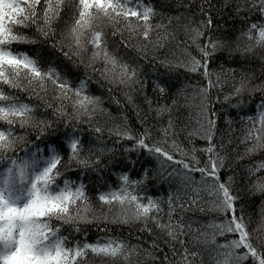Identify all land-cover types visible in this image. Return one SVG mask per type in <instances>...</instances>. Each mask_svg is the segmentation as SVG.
<instances>
[{
  "label": "snow or ice",
  "instance_id": "snow-or-ice-1",
  "mask_svg": "<svg viewBox=\"0 0 264 264\" xmlns=\"http://www.w3.org/2000/svg\"><path fill=\"white\" fill-rule=\"evenodd\" d=\"M261 76L264 0H0V264H264V159L240 163L264 156ZM88 182L137 243L88 239Z\"/></svg>",
  "mask_w": 264,
  "mask_h": 264
},
{
  "label": "trees",
  "instance_id": "trees-1",
  "mask_svg": "<svg viewBox=\"0 0 264 264\" xmlns=\"http://www.w3.org/2000/svg\"><path fill=\"white\" fill-rule=\"evenodd\" d=\"M162 2H164V0H162ZM17 47L19 50H26V49L30 48L31 46L21 44V45H18ZM233 66L234 65H228V67H233ZM235 67H238V66H235ZM245 68H246V70H249V71L254 69L255 74L257 76H260L261 68H260L259 62L253 63L252 65H245ZM144 70H145V72H148V73H152L154 71V69L151 66H146ZM80 72L81 73L83 72V68L80 69ZM88 76L90 77V79L92 81V84H91L92 93L96 94V95H100L101 93H103L104 94L103 98L105 99L104 106L106 108H110V111L112 112V114L116 115L117 109L119 108V106L115 103H112L111 101H108V99H107V97L109 95V93L107 92V89L109 87L108 83L103 80V77L100 76L99 72L93 73L91 69H88ZM260 78L264 79V76H261ZM145 79L147 81L145 91L147 92L148 95L151 96V95H153L151 76L145 77ZM97 81H100V83H97ZM101 83L104 85L103 88L100 87ZM112 88H113V91L110 95L115 96L117 99H119L121 102V105L124 106L123 109H121V110H123L125 112V114L131 120H135V114L132 111V106L130 104H128V102L124 96L125 90L117 88L115 85H113ZM225 90H227V87ZM133 95L136 97V102L140 103L142 98L139 96V94L133 93ZM19 96H20V99L25 101V102H27L29 100L28 93H20ZM30 99H31L32 104H35V105L41 104V101L36 96H32ZM244 99L248 100L247 94H245ZM258 99H259V97L254 95L251 104L246 105L247 111L244 113V115H252V116L256 115V101ZM142 107H143V105H142ZM47 112L50 115L51 110L48 109ZM104 119L107 120L108 117L105 116ZM243 127H244V125H241L239 123V121H237V123L234 125L235 136L241 135V129ZM235 136L233 137L234 140H235ZM104 140H105V143H107L109 146H111L112 140L107 137V134H105ZM243 150H244V145L241 144L239 146V151L243 152ZM22 153H23V150L21 147V149L16 152V155L21 156ZM259 159H264V156H261L259 153H257L251 159H249L248 157H245V159L243 161H240V163L248 164V163H251L253 161H257ZM0 171H2V166H0ZM113 181H114V178H113ZM113 186H115V185H113ZM98 187H100L99 184L93 185L91 182H88L87 195L89 197L90 206L93 207L91 209L92 211L88 212V215H92L94 213L96 216L101 217V219L95 220L92 223L86 225V228H87V231L89 234L88 239L90 241H92V240H95L97 236H104L105 233L102 231H99L98 229L108 228L111 231L107 234L114 235V236H121L125 240H128L133 244L137 243V237L140 236V233L138 231V227H129V226L120 227L119 225H114L110 222L112 219V215H114L116 212L119 211V207L112 208L111 210H109L107 206L102 207L100 202L97 199V196H96V189ZM152 192H153V194H155L156 189H152ZM160 194L164 195L165 193L161 192ZM248 200H249L250 205H251L248 209H246V216L251 217V223L249 224V228L250 229H255L258 227L264 228V225L261 224V212H262V209H264V205H262V200H264V197H261L260 195L257 194V195H252V196L248 197ZM103 215H108L109 222L103 221V219H102ZM81 227H85V225L82 224ZM260 234L264 235V231H262ZM146 235L147 234H145V236H141L140 238L144 239V238H146ZM253 235L255 236L256 233H253ZM165 251H167V249H165ZM95 264H102V262L97 258Z\"/></svg>",
  "mask_w": 264,
  "mask_h": 264
},
{
  "label": "rangeland",
  "instance_id": "rangeland-1",
  "mask_svg": "<svg viewBox=\"0 0 264 264\" xmlns=\"http://www.w3.org/2000/svg\"><path fill=\"white\" fill-rule=\"evenodd\" d=\"M257 126H258V125H257ZM23 155H24V153H22V155H21V156H23ZM92 208H93V207H91V206H90V211H89V212H91V211H92V210H91Z\"/></svg>",
  "mask_w": 264,
  "mask_h": 264
},
{
  "label": "bare ground",
  "instance_id": "bare-ground-1",
  "mask_svg": "<svg viewBox=\"0 0 264 264\" xmlns=\"http://www.w3.org/2000/svg\"><path fill=\"white\" fill-rule=\"evenodd\" d=\"M255 82V81H254Z\"/></svg>",
  "mask_w": 264,
  "mask_h": 264
}]
</instances>
